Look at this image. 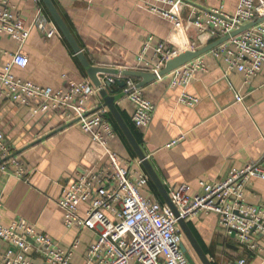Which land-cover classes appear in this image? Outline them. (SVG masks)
<instances>
[{
	"label": "crops",
	"instance_id": "obj_1",
	"mask_svg": "<svg viewBox=\"0 0 264 264\" xmlns=\"http://www.w3.org/2000/svg\"><path fill=\"white\" fill-rule=\"evenodd\" d=\"M52 2L89 63L121 73L122 70H140L135 69L136 54L143 40L151 34L182 53L190 48L202 49L216 38H203L209 33L201 34L190 23V10L221 7L225 13L233 14L238 0H184L176 23L150 11L146 0ZM5 5L19 14L31 30L22 45L8 34L0 33V66L19 51L28 58V63L24 68L13 66L12 71L22 80L64 91L69 82H91L62 34L48 38L44 31L32 27L36 11L33 0H0V7ZM42 5L51 18L43 2ZM162 7L167 8V5ZM203 58L206 71L196 73L186 88L169 87L165 78L154 79L141 87L143 95L154 103L153 119L143 130L133 128L139 133L141 141L138 143L166 189L172 184L185 183L199 192L200 181L220 180L231 167L248 162H259L264 167V71L245 81L243 74L230 68L224 57L215 58L207 51ZM117 75L98 76L104 80ZM122 76L120 80L128 77ZM106 90L107 94L115 95L122 92V87L115 81L106 86ZM182 92L197 97L198 102L188 106L181 104L178 98ZM234 94L243 99L238 101ZM103 102V97L97 93L86 105L92 109ZM116 106L128 126L132 124L131 102L123 96ZM106 117L116 132L110 145L119 154L121 163L146 172L141 163L136 165L139 159L109 109ZM0 132L12 155L26 168L23 177L0 173V223L8 225L22 219L49 234L57 246L68 248L78 231L65 227L58 199L78 172L107 162L104 150L89 134L82 132L75 121L65 122L53 113H29L5 97L0 98ZM175 139L179 140L169 145ZM148 186L154 196L163 201L151 180ZM246 199L252 204L264 202V179L254 178L249 182ZM187 222L206 255L216 264L228 260L237 262L243 257L245 264H264L263 238L260 250L246 255L234 236L220 229L213 213L197 214ZM79 238L71 257L73 264L85 263L87 246L96 234L83 230ZM185 246L193 257L197 256L187 239ZM6 248L7 244L0 240V255ZM30 257L35 264H50L36 246L31 248Z\"/></svg>",
	"mask_w": 264,
	"mask_h": 264
},
{
	"label": "built area",
	"instance_id": "obj_2",
	"mask_svg": "<svg viewBox=\"0 0 264 264\" xmlns=\"http://www.w3.org/2000/svg\"><path fill=\"white\" fill-rule=\"evenodd\" d=\"M36 11L32 27L44 31L46 37L61 36L55 22L44 12L41 0H33ZM167 5V8L162 7ZM184 0H146V7L171 22L176 23ZM235 13L216 9H192L189 21L201 34L212 38L231 34L241 25L264 16V0H238ZM31 28L10 6L0 7V33L8 34L22 45L29 37ZM191 51H196L190 48ZM213 57H224L230 68L239 70L247 81L264 71V20L230 37L209 50ZM179 48H170L154 34L148 35L136 54L135 69L155 73L156 79H166L169 87L186 88L196 73H204L207 64L203 55L172 69L160 76L166 63L181 54ZM150 54V56H148ZM204 54V53H203ZM28 58L21 52L11 55L0 66V98L5 97L26 108L32 114L53 113L65 122L75 121L92 141L104 150L107 162L102 166L78 172L63 188L58 205L63 210V223L78 233L70 246H57L50 235L38 231L34 225L22 219L8 225L0 223V240L7 244L0 255V264H35L31 248L36 246L50 264H73V250L78 247L79 234L89 230L96 238L87 246L84 264H189L181 249L186 236L179 225V218L189 221L197 214L213 213L220 229L232 234L244 254L257 253L260 239H264V202L252 204L246 199V188L256 178L264 179V167L259 162H248L231 167L224 178L212 182L200 181V191L194 192L185 183L172 184L167 188L170 201L177 209L160 201L149 190V175L138 168L123 165L118 153L110 145L116 132L107 119L108 108L104 105L90 109L86 101L99 93L100 87L91 82H69L67 90L41 86L22 80L13 73L12 67H26ZM117 76L101 80L114 84ZM123 96L132 104L131 122L143 130L152 122L154 103L148 100L137 86L135 79L124 78ZM239 101L242 96L234 94ZM179 102L186 106L198 102L197 97L182 92ZM179 139L172 140L174 144ZM136 161V165L140 164ZM23 177L26 168L12 155L11 148L0 132V173ZM245 257L237 262L222 264H245Z\"/></svg>",
	"mask_w": 264,
	"mask_h": 264
},
{
	"label": "water",
	"instance_id": "obj_3",
	"mask_svg": "<svg viewBox=\"0 0 264 264\" xmlns=\"http://www.w3.org/2000/svg\"><path fill=\"white\" fill-rule=\"evenodd\" d=\"M41 1L43 2L45 7L47 8L51 18L53 19V21L57 25L59 31L61 32V34L63 35V37L67 41V43L72 48L73 52L77 55L81 65L85 69L86 74H87L88 78L90 79V81L95 86L100 87L99 93L103 97V100H104L103 105L109 109V111H110L111 115L113 116V118L115 119L117 125L119 126V128L123 132L124 136L126 137L128 142L132 146V148L135 151L138 159L140 160L143 168L146 170L147 174L149 175L152 184L157 187V190H158L161 198L163 199V202L168 204V206L171 208L172 212L177 216V209H176L175 205L170 201V198H169V195H168V192H167L165 185L162 184L156 170L150 164L149 160L146 157L145 152L142 150V148L139 145L138 141L136 140L134 134L132 133L128 124L124 121L120 111L118 110V108L116 106V102L121 97H123V95H124L123 92H120V93L115 94V95H109V94H107L106 87L101 86V80L98 76L99 74H109V75L113 74V75H115V74H118V70L113 69V68H104V67H98V66L91 65L89 63V61L87 60L86 56L81 51V48L78 46L76 40L74 39L72 33L70 32L67 25L63 21L62 17L58 13V11H57L56 7L54 6L52 0H41ZM263 20H264V16L257 17L253 21H251L247 24L241 25L240 27L237 28V30H235L231 34L221 36L220 38L209 42L208 44L203 46L202 49H199L196 51L186 50V52H183V53L171 58L166 63V67L163 68L159 72V75L163 76V75L169 73L172 69L187 63V61H189L195 57L203 55V53L211 50L215 46L219 45L221 42L228 40L230 37L236 36L238 33L242 32L244 30H247L248 28L254 26V24L261 22ZM203 38L205 40H209L211 38V35L205 34V35H203ZM121 74L124 76L133 77L136 79L140 78V80L137 82L138 87H142V86L146 85L147 83L152 82L154 79H156L155 73H150V72H145V71H140V70H122ZM116 83L122 88L125 85V81L120 80V79H116ZM105 85L111 86V83H109L106 80ZM178 222H179V225L183 231L184 236H186V239L190 245V248H192L194 253H196L201 264H212L209 257L203 251L198 239L196 238V236L193 234L192 230L190 229L188 222L182 218H179ZM181 249L185 253L189 264H197L193 255L191 253H189L185 244L181 245Z\"/></svg>",
	"mask_w": 264,
	"mask_h": 264
},
{
	"label": "trees",
	"instance_id": "obj_4",
	"mask_svg": "<svg viewBox=\"0 0 264 264\" xmlns=\"http://www.w3.org/2000/svg\"><path fill=\"white\" fill-rule=\"evenodd\" d=\"M129 126H130V129H131L132 133L134 134L136 140H137L138 142H140L141 139H140V135H139V133L133 128V125H132V124H129ZM189 227H190V229L192 230L193 234L196 236L193 227H192L191 225H189ZM196 238L198 239V241H199V243H200V245H201L203 251L205 252V248H204V246L202 245V243L200 242L199 238H198L197 236H196ZM211 262H212V264H216L214 261H211Z\"/></svg>",
	"mask_w": 264,
	"mask_h": 264
},
{
	"label": "rangeland",
	"instance_id": "obj_5",
	"mask_svg": "<svg viewBox=\"0 0 264 264\" xmlns=\"http://www.w3.org/2000/svg\"><path fill=\"white\" fill-rule=\"evenodd\" d=\"M194 259L196 261L197 264H201L200 260L197 258V256H194Z\"/></svg>",
	"mask_w": 264,
	"mask_h": 264
}]
</instances>
